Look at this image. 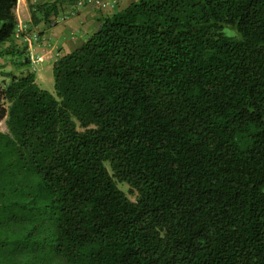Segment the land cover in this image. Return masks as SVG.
<instances>
[{
  "label": "trees",
  "instance_id": "trees-1",
  "mask_svg": "<svg viewBox=\"0 0 264 264\" xmlns=\"http://www.w3.org/2000/svg\"><path fill=\"white\" fill-rule=\"evenodd\" d=\"M16 6L0 0V264H264V0H136L56 54L53 93Z\"/></svg>",
  "mask_w": 264,
  "mask_h": 264
},
{
  "label": "crops",
  "instance_id": "crops-1",
  "mask_svg": "<svg viewBox=\"0 0 264 264\" xmlns=\"http://www.w3.org/2000/svg\"><path fill=\"white\" fill-rule=\"evenodd\" d=\"M35 1L40 5L44 4L50 7L47 18L40 11L37 12L36 17L39 20L37 24L31 22L29 9V5H33L32 2L34 3ZM102 1L110 3V6L77 9L74 7L72 0H17L14 13L18 27H21V25H27L29 29L34 27L44 38V43L33 45V49L29 45L30 51L27 49L25 56L29 55L30 59L32 55L43 58L40 63L46 64L43 69L46 71L50 66L52 67L56 54L61 52L68 53L79 47L87 37L100 27L105 17L125 9L136 0H115L113 5L112 1L114 0ZM54 19H57L55 21L58 22L52 26L50 21H54ZM14 43L22 45L19 39H14ZM4 48H7V45L0 46V51ZM1 57L0 73L11 70L10 64L6 63L8 57Z\"/></svg>",
  "mask_w": 264,
  "mask_h": 264
},
{
  "label": "rangeland",
  "instance_id": "rangeland-1",
  "mask_svg": "<svg viewBox=\"0 0 264 264\" xmlns=\"http://www.w3.org/2000/svg\"><path fill=\"white\" fill-rule=\"evenodd\" d=\"M21 1V0H19ZM28 1V0H27ZM32 7L37 5L38 2L35 1L34 3L32 2ZM24 25H21V27H23ZM32 30L35 32H37L38 30L36 28H32ZM223 33L225 35H228V36H233L235 33L232 29L230 28H224L223 29ZM31 49H33V45L31 44ZM42 59L43 58H39L36 60L34 57H32V64H31V68L32 69H35V72H36V82L38 84V86L43 89V90H46L50 93H53L54 92V89H53V76H52V67L50 66L46 71H44L43 69L45 68L46 64L45 63H40L42 62ZM24 69V67H23ZM39 75V76H38ZM0 82H2L1 80V75H0ZM0 86H1V83H0ZM0 130L1 131H6V128H5V125L3 122L0 123ZM119 188L124 191L127 196L131 199V200H134V197L132 195H130L128 193V189L129 187L125 184H118Z\"/></svg>",
  "mask_w": 264,
  "mask_h": 264
},
{
  "label": "built area",
  "instance_id": "built-area-1",
  "mask_svg": "<svg viewBox=\"0 0 264 264\" xmlns=\"http://www.w3.org/2000/svg\"><path fill=\"white\" fill-rule=\"evenodd\" d=\"M72 3L74 5V7H76L77 9H81V8H85V7L102 8V7L110 6V3L104 2L102 0H72ZM113 4H115V0L112 1V5ZM37 34H38V31L37 32L34 31L33 36L31 37L32 40L35 41L34 43L36 45L38 44L37 43V41H38V35Z\"/></svg>",
  "mask_w": 264,
  "mask_h": 264
},
{
  "label": "clouds",
  "instance_id": "clouds-1",
  "mask_svg": "<svg viewBox=\"0 0 264 264\" xmlns=\"http://www.w3.org/2000/svg\"><path fill=\"white\" fill-rule=\"evenodd\" d=\"M35 31V30H34ZM39 32V31H38Z\"/></svg>",
  "mask_w": 264,
  "mask_h": 264
}]
</instances>
